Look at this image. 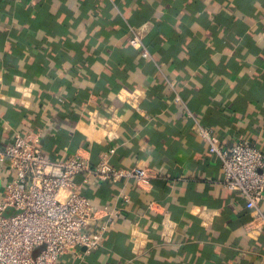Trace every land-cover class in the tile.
Returning <instances> with one entry per match:
<instances>
[{
  "label": "crops",
  "instance_id": "1",
  "mask_svg": "<svg viewBox=\"0 0 264 264\" xmlns=\"http://www.w3.org/2000/svg\"><path fill=\"white\" fill-rule=\"evenodd\" d=\"M144 24L153 58L133 47L114 68ZM201 127L264 151V0H0V148L36 131L54 159L85 149L158 171L145 188L92 178L83 192L117 223L65 264H264V227L248 232L253 213ZM13 175L0 163V194Z\"/></svg>",
  "mask_w": 264,
  "mask_h": 264
},
{
  "label": "built area",
  "instance_id": "2",
  "mask_svg": "<svg viewBox=\"0 0 264 264\" xmlns=\"http://www.w3.org/2000/svg\"><path fill=\"white\" fill-rule=\"evenodd\" d=\"M146 26H131L126 37L141 56L153 58L144 41ZM176 100L180 101L178 95ZM201 134L221 160L224 185L238 189L253 213L248 232L261 230L264 151L246 138L223 145L210 128L201 127ZM0 163L14 174L0 194V264H65L67 256L79 258L98 249L104 235L115 228L120 211L97 207L83 187L95 178L109 182L134 179L145 188L158 175L143 164L117 167L108 154L93 164L85 149L54 159L45 152L36 131L18 135L0 148ZM124 199L122 208L127 206L128 195Z\"/></svg>",
  "mask_w": 264,
  "mask_h": 264
},
{
  "label": "trees",
  "instance_id": "3",
  "mask_svg": "<svg viewBox=\"0 0 264 264\" xmlns=\"http://www.w3.org/2000/svg\"><path fill=\"white\" fill-rule=\"evenodd\" d=\"M85 1H87V0H85ZM118 21L120 22V20H118ZM118 21L116 20V22H118ZM156 36H158L157 32L156 31H153V32L151 31V32L147 33V35L144 38V41H145L146 45L149 47V49H150V51L152 52L153 55H154L155 51L157 50V48L159 46V42L157 41ZM125 40H126V44H127L126 45L127 49L124 50L123 52L120 51V53H118V54H117V52H115L113 54L112 64H113V67L116 68V69L119 68L121 66V64H123V63H125V65H127V64L131 65V63H132L133 52H131V50H135V49H133V47L129 45L126 35H125ZM27 44H28V40L25 38V34L24 35H20V39H19V42H18L19 47L23 48ZM80 62H82V61H80ZM83 62H85V61H83ZM116 87L118 88L119 85L117 84ZM82 98H84L83 95L77 97V99H80V100ZM110 239H111V237H110Z\"/></svg>",
  "mask_w": 264,
  "mask_h": 264
},
{
  "label": "rangeland",
  "instance_id": "4",
  "mask_svg": "<svg viewBox=\"0 0 264 264\" xmlns=\"http://www.w3.org/2000/svg\"><path fill=\"white\" fill-rule=\"evenodd\" d=\"M8 213H13V211L12 210H8Z\"/></svg>",
  "mask_w": 264,
  "mask_h": 264
}]
</instances>
